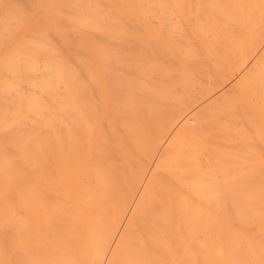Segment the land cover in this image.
Instances as JSON below:
<instances>
[{"label":"bare ground","instance_id":"obj_1","mask_svg":"<svg viewBox=\"0 0 264 264\" xmlns=\"http://www.w3.org/2000/svg\"><path fill=\"white\" fill-rule=\"evenodd\" d=\"M34 1L4 256L264 264L263 0H224L212 29L174 26L181 0Z\"/></svg>","mask_w":264,"mask_h":264},{"label":"rangeland","instance_id":"obj_2","mask_svg":"<svg viewBox=\"0 0 264 264\" xmlns=\"http://www.w3.org/2000/svg\"><path fill=\"white\" fill-rule=\"evenodd\" d=\"M26 1L0 0V253L3 260L7 262L5 264H11V257L18 252L17 250H11L4 256L5 242L10 238V232H13V227L18 219L16 202L18 200L19 182L18 179L15 181V177L19 162L17 156L14 155V151L15 147L19 145L20 138L27 133L23 130L20 122L23 119L21 106L23 104V108L28 106V102H22L23 99L25 101L27 95L23 94L22 88L28 87L32 72L30 69L36 67V64L33 63L36 60L33 57H35V54L36 57H39L40 54V47L39 49L34 48V44L37 42H35L37 39L35 32L38 33V36L45 31V26L36 24L37 19L40 20L39 15L37 16V3L34 0H29L31 4L34 2L32 4L35 5L33 11L31 10L33 6L30 7V4H27ZM181 1H185V6L180 7L175 12L181 18V21L179 23L176 21L174 26L183 23L186 25L196 24L197 18L204 19L208 17L206 25H209L212 29L215 24L212 20L218 24L224 16L232 12V7L228 6L226 8L224 0ZM261 5L264 6V0ZM221 6H224L221 15L214 16L212 11ZM30 11H32L31 13L34 12L33 17ZM258 13L264 14V9L258 11ZM255 19L256 17H253L248 22L254 25ZM176 34L174 32V35ZM200 34L205 36L201 31L195 32L197 37ZM251 34H247V31H245L241 34V37L248 38ZM33 36L35 39H33ZM209 40L216 43L215 38L212 36L209 37ZM39 44L41 43H36V46H40ZM258 46L256 44L253 47L258 48ZM246 56H248V52H246ZM216 76L217 73L212 75L213 78ZM214 86L213 88H217ZM24 111H26L25 108Z\"/></svg>","mask_w":264,"mask_h":264}]
</instances>
